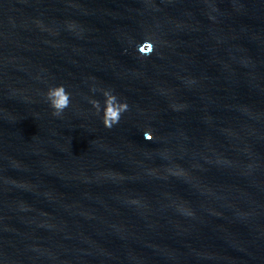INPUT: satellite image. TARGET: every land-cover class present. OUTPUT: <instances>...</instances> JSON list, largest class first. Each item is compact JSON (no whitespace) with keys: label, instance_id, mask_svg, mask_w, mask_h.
<instances>
[{"label":"water","instance_id":"95a60500","mask_svg":"<svg viewBox=\"0 0 264 264\" xmlns=\"http://www.w3.org/2000/svg\"><path fill=\"white\" fill-rule=\"evenodd\" d=\"M0 264H264V0H0Z\"/></svg>","mask_w":264,"mask_h":264},{"label":"clouds","instance_id":"9594fccd","mask_svg":"<svg viewBox=\"0 0 264 264\" xmlns=\"http://www.w3.org/2000/svg\"><path fill=\"white\" fill-rule=\"evenodd\" d=\"M82 32V30H80ZM131 42V41H130ZM144 46L140 47V51L144 52ZM153 50L151 45L148 46V50ZM91 91L96 92L97 88L92 87ZM99 91L102 93L103 100L95 97L90 98L89 102L95 109L98 115H101L103 125L106 128L111 129L114 125L118 124L121 120L123 113L128 111L129 104L126 99H122L113 89L111 88H100ZM46 102L52 109V115L56 117L62 116L64 110L68 108L71 103V94L66 90L63 84H54L48 87L44 93ZM144 136L147 139H152L150 131L146 128ZM134 204H138L137 200L131 201ZM179 211L192 216L193 211L190 208L184 207L183 205H177Z\"/></svg>","mask_w":264,"mask_h":264}]
</instances>
